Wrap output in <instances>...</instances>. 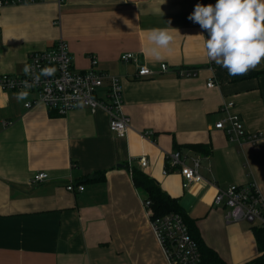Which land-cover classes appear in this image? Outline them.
<instances>
[{
    "label": "crops",
    "instance_id": "1",
    "mask_svg": "<svg viewBox=\"0 0 264 264\" xmlns=\"http://www.w3.org/2000/svg\"><path fill=\"white\" fill-rule=\"evenodd\" d=\"M203 2L217 0H35L0 7V75L23 73L31 52L62 39L74 70H88L96 60L95 69L121 78L130 118L127 133L118 135L102 109L79 105L61 116L40 102L26 107L37 92L18 101V91L0 88V264H170L129 163L178 199L205 244L226 262L259 255L253 226L227 223L225 208L213 204L214 185L185 188L177 170L164 173L167 155L180 150L198 156L200 173L218 187L254 182L264 195V61L242 76L210 62L203 47L208 33L188 20ZM169 27L178 30L171 51L156 61L146 55L148 30ZM124 53L156 71L163 63L168 69L138 78L136 65L121 60ZM180 69L197 75L183 77ZM229 114L262 137L230 141L216 127ZM195 143L209 144L211 153L185 147ZM42 171L49 178L32 183ZM100 172L104 180L87 181ZM70 181L84 189L67 190Z\"/></svg>",
    "mask_w": 264,
    "mask_h": 264
},
{
    "label": "built area",
    "instance_id": "2",
    "mask_svg": "<svg viewBox=\"0 0 264 264\" xmlns=\"http://www.w3.org/2000/svg\"><path fill=\"white\" fill-rule=\"evenodd\" d=\"M33 1L35 0H0V7ZM209 4L215 5L209 2L201 3L204 6ZM121 60L133 62L136 65L138 78L150 77L168 69V66L163 63L160 65L159 71H156L152 67L140 63L134 53H124L121 55ZM92 64L93 66L88 70H74L69 46L60 39L47 49L31 52L26 65L27 72L1 74L0 88L8 91L37 92V98L27 102L25 106L31 107L40 102L61 116L66 115L79 105L86 106L93 112L102 109L109 117L110 130L118 135H124L130 128V118L124 112L121 78L95 69L96 60H93ZM179 75L183 77L195 76L197 71L180 69ZM213 85L212 81L208 83L209 87ZM101 89L105 90L104 97H100L98 94ZM231 107H233L232 102L226 104L227 109ZM216 127L222 129L230 141L237 142L239 145L246 142L256 143L262 137L261 133L247 132L241 118L236 114H229L225 120L218 122ZM143 136H147V134H143ZM188 160L191 162L189 163ZM139 163L142 167L147 164L145 158H141ZM166 163L164 173L177 170L183 177V187L185 188L202 181L214 185L216 193L213 204L225 208L224 219L227 223L248 221L257 223L264 229V195L254 182L220 188L214 181L204 178L200 173L201 161L198 156L185 155L180 150L168 154ZM129 167L132 173L131 163H129ZM48 178L49 174L42 171L36 173L31 182L39 183ZM66 188L75 192L82 191L84 186L76 185L70 181ZM144 205L150 217L151 227L170 264H199L201 262L199 245L190 234L182 215L171 212L155 216L151 202L145 199Z\"/></svg>",
    "mask_w": 264,
    "mask_h": 264
},
{
    "label": "clouds",
    "instance_id": "3",
    "mask_svg": "<svg viewBox=\"0 0 264 264\" xmlns=\"http://www.w3.org/2000/svg\"><path fill=\"white\" fill-rule=\"evenodd\" d=\"M188 20L208 33L203 43L207 59L226 69L228 75H246L264 61V0H217L207 6L198 3ZM173 30L178 31L172 27L148 30L146 55L163 60L164 52L171 51L174 43ZM27 96L22 90L16 99Z\"/></svg>",
    "mask_w": 264,
    "mask_h": 264
},
{
    "label": "trees",
    "instance_id": "4",
    "mask_svg": "<svg viewBox=\"0 0 264 264\" xmlns=\"http://www.w3.org/2000/svg\"><path fill=\"white\" fill-rule=\"evenodd\" d=\"M185 147L205 155L211 153V146L209 144L195 143ZM176 148L181 149V146L176 145ZM86 179L90 182L104 180L105 172L97 173ZM132 179L135 187L141 189L146 195V200L151 202V207L154 210L155 216L171 212H177L182 215L184 221L188 225L190 234L199 245L201 252V262L199 264H229L219 256L217 252L205 244L194 220L186 215L177 198L169 195L154 178L136 167H133ZM252 231L256 239L259 255L243 264H264V229L257 225L252 227Z\"/></svg>",
    "mask_w": 264,
    "mask_h": 264
},
{
    "label": "rangeland",
    "instance_id": "5",
    "mask_svg": "<svg viewBox=\"0 0 264 264\" xmlns=\"http://www.w3.org/2000/svg\"><path fill=\"white\" fill-rule=\"evenodd\" d=\"M244 223H249L250 225H252V226H257L258 224L257 223H251V222H248V221H244Z\"/></svg>",
    "mask_w": 264,
    "mask_h": 264
}]
</instances>
